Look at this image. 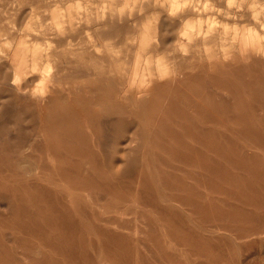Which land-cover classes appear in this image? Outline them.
Listing matches in <instances>:
<instances>
[{
	"label": "bare ground",
	"instance_id": "obj_1",
	"mask_svg": "<svg viewBox=\"0 0 264 264\" xmlns=\"http://www.w3.org/2000/svg\"><path fill=\"white\" fill-rule=\"evenodd\" d=\"M13 2L30 4L27 12L30 10L32 18L26 21V36L18 31L25 8ZM46 2L0 0V17L7 22L0 23V165L13 166L17 176L35 183L38 169L44 171L52 165L59 180L70 185L61 189L59 220L55 222L49 214L32 210L31 205L39 204L33 193L19 195L16 186L0 179V206L8 210L0 209V225L32 234L45 245H55L61 230L75 225V204L81 211L87 206L96 209L102 206V197L116 195L119 201L136 207L135 223L120 235L121 230H113L111 224L123 225L108 209H97L98 227L109 239L126 242L125 264H156L142 251L145 246L139 217L144 198H157L168 186L175 193L165 195V203L156 208L169 214L171 221L176 218L174 222L179 223L183 219L174 201L184 205V198L194 194L192 200L197 208L230 215L232 222L246 227L239 235L243 255L250 252L244 259L235 257L237 247L212 246L206 237L198 241L200 252H210L203 253L210 259L209 264H252L248 259L258 253V244L264 245V222L258 219L264 215L260 186L264 180V156L254 155V146L241 145L237 136L247 131L264 138V101L256 97L259 91L263 95L264 82L245 83L240 75L245 70L264 74V0H59V18L61 8L66 9L63 21L54 20L59 24V53L58 48L52 51L53 47L41 41L48 38L51 27L35 20L34 10ZM56 13L52 11L53 18ZM203 18L208 19L207 25ZM16 39H20L18 45L11 46L10 40ZM119 45L131 55L135 50L145 54L140 52L133 60L122 59L114 54ZM54 59L59 60L58 68ZM52 61L58 69L54 73V68L50 69ZM69 72L78 74L77 84L69 80ZM82 72L86 77L80 75ZM105 78L120 82L123 91L134 99H142L167 84L171 88L168 96L173 99L175 93L185 91L187 83L205 85L202 102L191 99L178 111L184 121L166 118L165 113L174 109L169 98L152 125L155 130L151 139L172 127L171 137L166 138L169 154L158 156L171 168L170 172L149 178V167L155 163L151 159L153 146L139 145L135 135L131 137L127 113L114 115L83 106L81 92L85 83L92 86ZM36 80L40 85L37 82L33 86ZM148 86L150 90H146ZM90 106L93 108L91 103ZM186 133L194 139L204 136L201 153H196V145L180 141ZM182 164L187 169L179 175ZM188 177L196 181L194 187L187 183ZM116 180L122 183L119 187ZM71 181L75 182L72 186ZM164 184L167 186L162 187ZM215 193L218 202L212 197ZM222 199L224 205L220 204ZM8 213L11 215L5 217ZM161 225L169 229L167 222ZM51 227L59 235L53 232L51 237H43ZM221 227L215 225L211 231ZM177 231L197 234L193 227L183 224ZM65 239L70 241L60 238ZM171 239L174 237L169 234ZM18 240L9 229L0 233V260L7 257L8 264L40 261L35 258L44 255L39 246L27 242L17 245ZM184 254L179 260L160 264H192L189 253ZM45 261L54 264L50 256Z\"/></svg>",
	"mask_w": 264,
	"mask_h": 264
},
{
	"label": "rangeland",
	"instance_id": "obj_2",
	"mask_svg": "<svg viewBox=\"0 0 264 264\" xmlns=\"http://www.w3.org/2000/svg\"><path fill=\"white\" fill-rule=\"evenodd\" d=\"M46 1V4L44 3V5L42 6L38 5L41 7L34 10L35 12H37V18H35V20L38 19L39 21H42L44 27L47 26V28L49 27L48 29H50L51 27L50 32L52 34L54 30H56L53 35L49 33L47 35L48 38H43L41 41L44 42L45 45L48 43V46L50 45L51 48L53 47L52 51H55L57 50L55 48H58L57 51L59 53V35H56L57 30L59 31V24H56L54 20L63 21L66 18V9L61 8L60 11L62 12V15L59 18V0ZM125 1L126 0H121L122 3H124ZM13 3L18 7L23 6L25 8L21 17V21H19L18 24V27H20L18 31L26 36V21L31 20L32 18L29 14L30 10L27 12V10L30 8V4L28 5L26 3L18 2ZM53 10L57 11L55 18L52 17ZM1 21H3L2 23L4 24L7 23L6 20L2 19V17H0V23ZM202 22L204 25H207L209 23L208 19L206 18H203ZM54 36L57 38H53ZM46 39L48 40L46 41ZM19 41L20 39L10 40V45L15 47L18 45ZM125 50L126 49L120 47V45L116 46L114 54L115 56H121L122 59L133 60L134 56L142 52L141 50H135L131 55ZM144 54H142V58ZM107 56L112 57L111 55ZM56 58L58 59V56H56ZM110 60L113 61V58H111ZM13 62L15 63V65L18 64V62H15V60ZM54 62H56V60ZM58 62L59 60L56 62L58 64L57 65L52 61V66L50 69L52 70L55 65H57L58 68ZM115 64L117 66H120L119 62H116ZM57 70L58 69L54 68L52 72L54 73V71ZM49 73L51 74V72ZM56 73L57 72H55V74ZM55 74L52 75L55 76ZM68 74L70 78L69 80L72 83L77 84L78 81L76 80V78H78V74L73 72H69ZM80 75L86 77L85 72L80 73ZM240 75L242 78L241 81H244L245 83L250 81L257 83L264 82L263 73H260V75H258L256 71L245 70L243 73H240ZM37 82L40 85L39 80H36L32 85L34 86ZM71 82L69 84H72ZM49 83L52 84L51 81ZM149 88L150 87L148 86L146 90H150ZM184 88L185 91L181 92L178 95H176V93L174 94V99L168 96L169 92L171 91L169 84L163 87H157L156 90H153L152 92L146 94L142 99H134L129 93L123 91L125 89L124 86L120 84V82L118 83L117 80L105 78L101 81H95L92 86H87L85 83V87L81 92V98L83 101V106L87 104V109L99 111L107 110L114 115H123L127 113L126 121L129 122L128 129L130 130L131 137L135 135L136 143L139 145L150 144L153 146L151 159L155 160V163L150 165L149 167L151 171L149 174V178L154 179L164 171H171V168L158 160V156H166L169 154L168 149L170 148V145L166 142V138L171 137L169 133L173 131L171 129L172 127L169 126L161 134L154 135V137L151 139V135L155 130V128H152V125L155 123V120L158 117L160 108L163 105L167 104L169 98H171L170 103L172 106H174V109L168 114L165 113L166 118L168 120L174 119V121H184V117L180 116L178 111L184 109L185 103L190 101L191 99L197 102H202L204 99L202 93L205 90V85L203 83H187L184 85ZM261 91L263 92V95H261V92L259 91L256 97L261 98L264 101V89H262ZM90 103L91 105H93V108L90 106ZM55 110L57 111L58 107L55 108ZM187 111H192V109H189ZM130 112H132V115L128 116V113ZM199 123L200 125L202 124V122L200 121L197 124ZM203 137L204 136L202 135H198L196 139H194L190 137V133H186L185 135H183V138L180 141L193 146L196 145V153H201L202 151L200 141ZM149 140L152 142H149ZM237 140L241 145L254 146V155L264 156V138L260 139L255 137V135L251 132L242 131L238 134ZM203 153L208 154V152L206 151H204ZM37 156L38 155H36L35 157L38 158ZM201 161L203 160H200V162ZM195 167H197V165ZM186 169L187 167L185 164L180 165L178 174H184L186 172ZM16 171L17 170L13 166L2 164L0 165V179L6 183L9 182L10 184L16 186V191L19 195H24L29 192L33 193L36 196L39 204L31 205L32 210L47 213L55 220V222H57L59 220V196L60 194H62L61 189L69 186L70 182L67 183L61 179L59 180V174L56 173V168L52 165L44 168V171L38 169L39 176L37 181L39 184L35 183L33 179H28V177L22 176V178L17 176ZM188 180L189 181L187 183L192 184V187H194L196 181H194L190 177H188ZM74 183V181H71V186ZM25 184L33 185L26 186ZM121 184L122 183H119L117 181L118 187ZM166 186L167 184L162 185V187ZM260 186L261 191L264 194V180L262 181ZM165 191L166 192H164L157 198H152L151 195L146 196L144 198L145 203H143V205L141 206V215L139 219L141 220V228L143 229L142 245L145 246L142 251L147 258H149L150 260H155L156 264H160L161 262L170 263L171 261L179 260L180 258L185 257L184 253L188 252V259L192 260V264H209L210 259L203 253L210 252L208 250L200 252L201 250L196 247V243L204 237L209 238L210 245L212 246L217 244L237 247L239 250H237V254L235 257H240L242 259L249 257L248 254L250 252L248 251L246 252V255H243V240L239 239V235H241L240 233L246 228L245 226L239 224V222H232L230 220V215L220 216L217 212L212 211L210 208H207L205 210H203L202 208H197L194 204V201L192 200L194 194H192L189 198H184V205H181L180 202L176 203L174 201L175 204L179 205L176 206L181 211L183 219L179 223L174 222L177 221L176 218L174 219V221H171L168 218L169 214H167L166 212H160L156 208L157 205L165 203V195L172 196L175 193L170 190L168 186L165 188ZM216 195L217 193H215V196L212 194V197L218 202ZM234 200L235 199H231V201ZM0 202L1 205L3 203V200L0 199ZM100 203L102 204L100 208L94 209L93 207L87 206L83 211H81L78 204H75L72 207V209L75 211L74 219H72L75 225L74 227L67 228L63 231L61 230L59 242L58 240H55V245H45L38 237L32 234L25 233L20 229L17 230L13 227H5L0 225V233L2 234L5 229H9L13 232L15 238L19 239L16 242L17 245H20V242H27L32 246H39L41 249V253H44V255L35 257L40 261L32 262L33 264H53L52 262L45 261V258L47 256H50L53 259L54 264L58 262L59 264H125L124 260L126 252V242L123 240L117 241L109 239L107 233L105 231H101L98 227L96 213H99L97 209H100V212L108 209V211L113 214L115 218L123 225L119 227L118 223L114 225L111 224V228L113 230H121L119 231L121 235V232L123 234H126V232H128V226H131L135 223V220L138 216L136 207L129 202L127 203L122 200L119 201L116 195H106L102 197ZM225 203L226 202L224 199L220 201V204L224 205ZM0 207H3L0 208L3 209L1 210L3 212L5 207ZM10 215L11 214L8 213V215H6L5 217H8ZM12 215L15 216V214ZM19 219H24V217H20ZM258 219L261 222H264V215L259 217ZM164 222H167L169 224V229L161 225V223ZM39 223L43 222L39 221ZM175 223H177L178 225H175ZM182 224L193 227L197 234H200L201 236H196L197 234H194L195 236L179 234L177 228ZM215 225H221L222 227L220 228V230L213 232L211 230L214 229ZM53 232L59 235V232L51 227L45 232V234H43V237H51ZM169 234H172L174 237V239H171V241L168 240ZM21 237L31 238L32 241L22 239ZM62 237L68 238L70 239V241H67L66 239L64 241H61L60 238ZM133 243H135L134 239ZM258 246V253L248 259L252 262V264H264V245L261 246L260 244H258ZM65 252H68L69 256H64ZM0 264H8V258L3 257L0 260Z\"/></svg>",
	"mask_w": 264,
	"mask_h": 264
}]
</instances>
